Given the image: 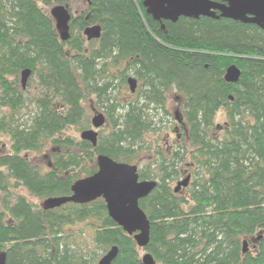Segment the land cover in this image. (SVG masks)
<instances>
[{"label":"trees","instance_id":"obj_1","mask_svg":"<svg viewBox=\"0 0 264 264\" xmlns=\"http://www.w3.org/2000/svg\"><path fill=\"white\" fill-rule=\"evenodd\" d=\"M80 3L85 10L75 16L72 9ZM142 3L0 0V250L6 252L5 264H97L112 246L118 248L112 264H142L146 252L155 264H264V30L226 18L158 22ZM53 5L66 6L71 15L65 42L46 10ZM92 25L100 26L101 36L87 41L83 30ZM232 64L241 73L231 84L223 76ZM107 65L118 71L111 73ZM24 69L31 70L29 78L40 93L21 120L17 114L26 99L18 75ZM128 72L138 87L120 102L113 93L120 80L127 84ZM170 91L182 99L178 117L186 133L170 149L155 148L145 136L159 132L158 116L166 113ZM89 95L106 107L111 127L95 147L63 136L83 121L82 103ZM220 111L226 118L222 125L215 123ZM6 136L8 151L2 142ZM49 144L54 148L50 164L41 170L26 154ZM152 148L154 160L138 170L140 180L157 182L139 200L150 225L143 249L109 218L103 199L43 210L12 193L22 187L42 201L69 196L76 180L96 171L97 155L132 164L142 160L143 149ZM184 166L190 182L174 192L172 183Z\"/></svg>","mask_w":264,"mask_h":264},{"label":"water","instance_id":"obj_2","mask_svg":"<svg viewBox=\"0 0 264 264\" xmlns=\"http://www.w3.org/2000/svg\"><path fill=\"white\" fill-rule=\"evenodd\" d=\"M143 7L153 20L175 23L180 17L198 19L208 17L212 19L226 18L243 24H253L264 30V0H143ZM49 15L54 21V27L59 39L65 42L70 37V12L64 5H53ZM163 28V25H161ZM87 41L101 36L99 25L88 26L83 30ZM240 69L232 64L224 73L227 83H235L240 77ZM31 75L30 69L20 73L22 89L26 87ZM130 93L137 88V79L127 78ZM178 115V111L175 112ZM178 123L182 120L177 116ZM106 118L102 113L94 112L90 120L91 127L81 132L80 139L89 142L93 147L98 140V129L104 126ZM96 171L86 177L76 180L71 186V195L54 196L44 199L41 203L43 210H52L67 203L87 204L97 199H103L109 218L123 229L129 236H133L138 248L143 249L149 242V220L139 206V200L145 198L156 186L155 180H140L138 168L134 164L118 162L107 155L96 156ZM190 182V175L178 181L174 192L185 188ZM247 241L242 242V253L247 252ZM117 246L110 247L103 254L97 264H112L117 256ZM6 252L0 250V264H5ZM142 264H155L150 253L141 257Z\"/></svg>","mask_w":264,"mask_h":264},{"label":"rangeland","instance_id":"obj_3","mask_svg":"<svg viewBox=\"0 0 264 264\" xmlns=\"http://www.w3.org/2000/svg\"><path fill=\"white\" fill-rule=\"evenodd\" d=\"M49 9L50 7L46 8L47 11H49ZM83 10H85V4L80 3L74 6V8L72 9V14L76 16L79 13L83 12ZM107 69L113 74H115L118 71V70L114 71L115 67L111 65H107ZM121 69L122 68H120V70ZM128 76H134V75L133 73L128 72ZM121 82L122 81L120 80L118 83H116L118 86L116 85L115 87L116 91H114L113 93V95L116 96L117 100L120 102L127 98H130V95L132 94L129 91L128 85L121 84ZM18 83H19V88H20L21 86L20 85V74L18 75ZM20 90L23 92V95H24L23 97L26 99V101H25V107L22 108L18 112L17 116L20 119L22 118L21 120H25L28 117L29 112L33 111L30 105V100H32L35 96H37L40 93V87L38 86L34 77H32L28 79L26 87ZM82 105L84 108L83 121L81 122L79 126L68 127L66 130H64L63 136H69L70 138L76 141L81 140L80 139L81 132L86 129L92 128L90 120L93 117L94 112L102 113L106 118V122L104 126L98 129V137L101 135H107L110 132L111 127L109 124V118L106 114V107L103 104L96 101V97L94 95L86 96L85 100H83ZM181 105H182V99H180L177 93L172 92V91L166 93V100H165L166 113L161 112L158 116V118L160 119L158 123L160 130L156 134L154 133V134L146 135L145 141L147 143L154 144L153 146H155V148H156V145L159 144L163 148L170 149V146L172 145V143L175 141H178L173 129L175 125L177 124L176 122L177 120L175 118V111L180 112ZM8 112H9L8 109H3V113H8ZM116 115L117 113L113 114V116H116ZM225 121H226V118H225L224 112L220 111L215 117V123L222 125L223 123H225ZM185 133H186V125H184L183 128L180 127V130H179L180 139L179 140H182V137L185 135ZM2 142L4 144L3 149L5 151H8V147H9L8 137L7 136L2 137ZM53 150H54L53 145L49 144L39 152L38 151L28 152L26 155L28 159L33 164L38 165L39 168H41V170H47L50 164V157H51V153ZM140 156L142 160L132 162V164L137 166L138 170L142 168L143 166H145L147 163L154 160L153 148L150 151L143 149L140 152ZM94 163L95 161H93V165ZM190 174L191 172L187 170L186 166H184L183 171H181L180 179L174 181L172 183V187H175L177 181L182 180L183 178H185L187 175H190ZM12 193L19 194L25 197L29 202H31L34 205H37L38 207L42 203V200L30 195L29 192L25 188L17 187L15 189H12ZM69 231H72V229H70ZM249 248L251 249V246H249ZM98 253L101 255L100 251H98ZM143 253L144 252L140 250V256Z\"/></svg>","mask_w":264,"mask_h":264},{"label":"flooded vegetation","instance_id":"obj_4","mask_svg":"<svg viewBox=\"0 0 264 264\" xmlns=\"http://www.w3.org/2000/svg\"><path fill=\"white\" fill-rule=\"evenodd\" d=\"M137 87H138V81H137ZM137 89V88H136ZM136 91V90H135ZM135 93V92H134ZM133 93V94H134ZM175 112H177V111H175ZM177 116H179V115H176V113H175V118L177 117ZM177 122V121H176ZM185 124L184 123H178L177 122V124L175 125V127H174V133L176 134V137H177V140L179 141V130H180V127H182L183 128V126H184Z\"/></svg>","mask_w":264,"mask_h":264}]
</instances>
